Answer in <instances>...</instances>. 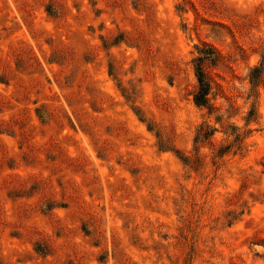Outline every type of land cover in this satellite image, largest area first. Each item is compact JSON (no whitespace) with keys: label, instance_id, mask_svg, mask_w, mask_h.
<instances>
[{"label":"rangeland","instance_id":"rangeland-1","mask_svg":"<svg viewBox=\"0 0 264 264\" xmlns=\"http://www.w3.org/2000/svg\"><path fill=\"white\" fill-rule=\"evenodd\" d=\"M263 57L264 0H0V264H264Z\"/></svg>","mask_w":264,"mask_h":264},{"label":"trees","instance_id":"trees-1","mask_svg":"<svg viewBox=\"0 0 264 264\" xmlns=\"http://www.w3.org/2000/svg\"><path fill=\"white\" fill-rule=\"evenodd\" d=\"M196 48L199 52V56L193 60L194 72L197 80V86L193 92V100L198 107L206 109L208 114L212 115L214 112H216V107L213 103L214 84L206 70V65H216L220 56L213 47L206 43H203L201 47L199 45ZM249 83L251 85V92L248 96V99L250 100L251 98H254L256 102L254 101L246 117L248 125L255 121L257 117L256 103L259 98V87L262 83H264V57L260 64L255 65L250 69ZM216 122L222 123V117L218 116L216 118ZM228 129L226 130L225 134L229 138H233V140L219 150L217 157L224 156L234 148H237L238 150L243 149L244 140L247 137L245 132H241L239 127L236 125H230ZM217 132H219V130L210 122L205 121L202 123L195 134V150L199 149L204 143H212L215 141V135ZM176 156L183 162V164L191 167L194 166L195 162L199 161L200 159L198 156L192 157L191 155L182 151H176Z\"/></svg>","mask_w":264,"mask_h":264}]
</instances>
